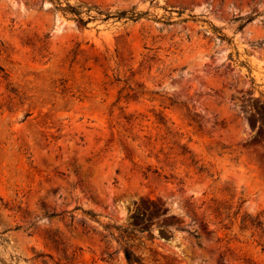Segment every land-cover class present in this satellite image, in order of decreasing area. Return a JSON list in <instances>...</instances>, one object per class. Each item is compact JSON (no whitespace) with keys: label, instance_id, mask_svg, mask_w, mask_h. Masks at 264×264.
Here are the masks:
<instances>
[{"label":"rangeland","instance_id":"1","mask_svg":"<svg viewBox=\"0 0 264 264\" xmlns=\"http://www.w3.org/2000/svg\"><path fill=\"white\" fill-rule=\"evenodd\" d=\"M58 1L0 0V264H264V0Z\"/></svg>","mask_w":264,"mask_h":264},{"label":"trees","instance_id":"2","mask_svg":"<svg viewBox=\"0 0 264 264\" xmlns=\"http://www.w3.org/2000/svg\"><path fill=\"white\" fill-rule=\"evenodd\" d=\"M57 2L59 3L60 1L57 0ZM57 8H59L60 10H62L64 13L66 12H70L74 15L77 16V19L79 21H81V23L85 24L88 19H90L91 17H95V14H92L91 11L94 9H96V11L98 13H102L99 9V7L96 4H87V3H78L76 5H71L69 3H67L65 6H57ZM86 13L88 15L87 19H84L82 17V13ZM112 12H107L106 16H110ZM114 15L116 17H128V18H137L139 16V13L137 11H135L134 9H130V10H116L114 12ZM90 213L93 217L96 215L94 212H88ZM112 227H115L118 230L121 231H127L128 228H121L118 225H112ZM135 228H132V230ZM131 230V231H132ZM138 230H142V229H138ZM111 235L113 236V232H110ZM118 239L120 241V248H122L123 250V255L125 260L127 261L128 264H144L142 258L137 255L133 250H131L128 245L126 244V242L122 239V237L120 236V234H118Z\"/></svg>","mask_w":264,"mask_h":264}]
</instances>
